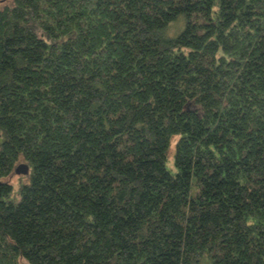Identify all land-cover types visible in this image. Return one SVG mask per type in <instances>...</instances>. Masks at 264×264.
<instances>
[{"label":"trees","instance_id":"16d2710c","mask_svg":"<svg viewBox=\"0 0 264 264\" xmlns=\"http://www.w3.org/2000/svg\"><path fill=\"white\" fill-rule=\"evenodd\" d=\"M0 264H264V0H0Z\"/></svg>","mask_w":264,"mask_h":264},{"label":"water","instance_id":"95a60500","mask_svg":"<svg viewBox=\"0 0 264 264\" xmlns=\"http://www.w3.org/2000/svg\"><path fill=\"white\" fill-rule=\"evenodd\" d=\"M16 175L26 176L28 174V167L24 164L18 165L14 170Z\"/></svg>","mask_w":264,"mask_h":264},{"label":"rangeland","instance_id":"374dc122","mask_svg":"<svg viewBox=\"0 0 264 264\" xmlns=\"http://www.w3.org/2000/svg\"><path fill=\"white\" fill-rule=\"evenodd\" d=\"M173 147L169 149L168 155H167V167L169 170L174 171V165H173Z\"/></svg>","mask_w":264,"mask_h":264}]
</instances>
